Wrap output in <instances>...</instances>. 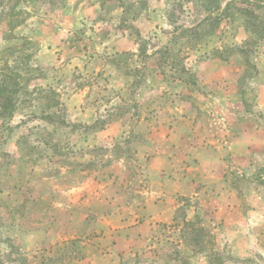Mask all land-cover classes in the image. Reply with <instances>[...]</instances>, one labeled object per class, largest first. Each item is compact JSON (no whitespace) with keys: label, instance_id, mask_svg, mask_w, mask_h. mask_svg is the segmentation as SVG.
<instances>
[{"label":"rangeland","instance_id":"374dc122","mask_svg":"<svg viewBox=\"0 0 264 264\" xmlns=\"http://www.w3.org/2000/svg\"><path fill=\"white\" fill-rule=\"evenodd\" d=\"M146 194L118 264H264V0H0V264H90Z\"/></svg>","mask_w":264,"mask_h":264},{"label":"crops","instance_id":"0c3cea01","mask_svg":"<svg viewBox=\"0 0 264 264\" xmlns=\"http://www.w3.org/2000/svg\"><path fill=\"white\" fill-rule=\"evenodd\" d=\"M106 185L105 183V198L110 194ZM116 191L115 187L111 190L115 198L113 204L120 202ZM143 193L144 191L141 194ZM144 197L142 203L117 208L103 217L99 226L104 231L101 238L83 244L87 253L91 254L85 260L86 263L118 264L123 261V257L137 251V247L150 238L156 223H166L173 219L176 206L171 197L161 201L148 194Z\"/></svg>","mask_w":264,"mask_h":264},{"label":"trees","instance_id":"16d2710c","mask_svg":"<svg viewBox=\"0 0 264 264\" xmlns=\"http://www.w3.org/2000/svg\"><path fill=\"white\" fill-rule=\"evenodd\" d=\"M185 264H187V262H185Z\"/></svg>","mask_w":264,"mask_h":264}]
</instances>
